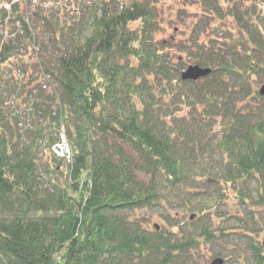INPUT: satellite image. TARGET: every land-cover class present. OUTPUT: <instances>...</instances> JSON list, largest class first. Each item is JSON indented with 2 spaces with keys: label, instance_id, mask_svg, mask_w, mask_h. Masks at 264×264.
I'll list each match as a JSON object with an SVG mask.
<instances>
[{
  "label": "trees",
  "instance_id": "trees-1",
  "mask_svg": "<svg viewBox=\"0 0 264 264\" xmlns=\"http://www.w3.org/2000/svg\"><path fill=\"white\" fill-rule=\"evenodd\" d=\"M192 1L10 4L0 264H264V0Z\"/></svg>",
  "mask_w": 264,
  "mask_h": 264
},
{
  "label": "rangeland",
  "instance_id": "rangeland-1",
  "mask_svg": "<svg viewBox=\"0 0 264 264\" xmlns=\"http://www.w3.org/2000/svg\"><path fill=\"white\" fill-rule=\"evenodd\" d=\"M180 0H164L163 8H164V17L165 20L163 22L164 29V36L168 38L175 39L178 37V33H174V31L182 28V24L179 22V19L176 17V10L178 7H185L190 12L199 11L200 8L198 4H196L192 0H188L185 2L184 5L180 4ZM63 8V7H61ZM192 22V21H191ZM128 215L130 218L136 219L140 221L145 227L151 229L154 224H161V217L159 216L158 212L154 209H134L129 210ZM262 237V236H261ZM210 258L213 257L211 252L207 253ZM222 257V256H221ZM233 258L228 257L227 264H232ZM200 264H205L202 260ZM208 264V263H206Z\"/></svg>",
  "mask_w": 264,
  "mask_h": 264
},
{
  "label": "built area",
  "instance_id": "built-area-1",
  "mask_svg": "<svg viewBox=\"0 0 264 264\" xmlns=\"http://www.w3.org/2000/svg\"><path fill=\"white\" fill-rule=\"evenodd\" d=\"M23 0H11L8 2L7 0H0V34L2 32L7 33L10 30V24L8 22V15L11 3H19ZM69 0H30V3L33 7L40 6L44 8H49L51 6L59 7L63 5L65 2ZM257 6L264 12V1H259ZM2 11L5 12L4 18L1 20V13ZM62 131V129H61ZM53 151L61 157L69 158L70 156V149L69 146L64 139V136L61 134V139L58 143L54 144L52 147Z\"/></svg>",
  "mask_w": 264,
  "mask_h": 264
},
{
  "label": "water",
  "instance_id": "water-1",
  "mask_svg": "<svg viewBox=\"0 0 264 264\" xmlns=\"http://www.w3.org/2000/svg\"><path fill=\"white\" fill-rule=\"evenodd\" d=\"M208 72V68H202L198 65L190 64L183 70L181 76L183 79L195 80L199 77L206 75ZM258 92L264 96V85L259 88ZM208 264H224V261L222 257L218 256L211 258Z\"/></svg>",
  "mask_w": 264,
  "mask_h": 264
}]
</instances>
